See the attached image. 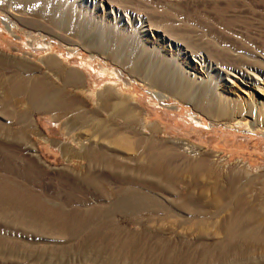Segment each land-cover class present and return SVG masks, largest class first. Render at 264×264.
<instances>
[{
	"label": "rangeland",
	"instance_id": "obj_1",
	"mask_svg": "<svg viewBox=\"0 0 264 264\" xmlns=\"http://www.w3.org/2000/svg\"><path fill=\"white\" fill-rule=\"evenodd\" d=\"M101 1L104 0H14V2L9 0L8 6L2 3L0 5V68L4 63L0 69V82L1 86H7L6 89L0 86L3 88L0 89V136L4 138L0 137V186L3 185L0 187L2 199H0V264H264V207L257 205L263 200V195L257 191L260 181H252L253 186L258 187L249 191L246 179H239L237 176L240 172L239 174L242 173L241 175L249 179L257 174L259 179L264 178V134L217 125L213 122L215 119L209 116L207 118L206 115L201 118L205 126L197 127L188 118L189 109L186 105L179 106L174 101L166 104L150 101L146 88H142L139 82H133L130 76L134 75L128 73L127 69L125 70L118 62L112 64L111 61L105 60L107 58L105 54L90 52V45L87 42L69 34L77 27L81 37L91 35L90 38L97 39L99 44L102 41L106 49L115 43L116 36L118 38L124 35V40H127L122 43L125 53L135 56L136 53L140 54L139 42L145 39L144 32L141 31L144 29L143 22L151 17L264 16V0H108L113 2H111L113 7L104 6L106 11ZM31 7H36V10H31ZM7 10L20 12L13 14ZM6 16H10L12 22L7 20ZM62 18L64 19L61 20ZM22 19L27 23L21 24ZM54 20L56 23H53ZM6 22L13 28L10 29ZM28 23L34 26L30 27ZM81 23L84 29H81L83 28ZM128 36L130 38L126 39ZM46 63H50L51 68ZM30 67L34 68L33 71ZM59 71L60 78H56ZM113 71L115 75H112ZM23 72L32 77L38 75L40 78L34 77L36 78L34 81L28 76L24 78L27 81H42L52 84L54 88L57 86V90L67 95L70 93L69 98L74 96L73 100L84 105H80L76 113L69 115L71 119L68 116V119L64 118L61 123H55L49 115L45 116L43 113L27 112L25 103L19 101L18 103L12 96L4 94L10 84L12 85L18 78L25 77ZM71 73L84 78L87 89L80 92V95L79 92H73L72 88L65 87L64 82ZM43 74L46 77L42 76ZM46 78H49L47 79L49 81ZM59 82L64 83L63 86ZM113 82L117 84L114 85ZM90 85L94 89L89 87ZM194 86L199 88L200 82ZM88 87L91 93L94 90L97 93L90 94ZM111 88L113 93L118 90L117 96L115 94L117 98L124 95L134 97L138 107L148 111L153 120H158L165 126L166 134L163 136L166 138L180 142L183 140L199 146L198 148L201 147L203 153L214 154L215 159L223 163L219 167L221 177L216 178L205 173L194 175L191 172L193 165L181 162L173 165L175 173L166 177L150 163L148 165L146 159L141 157L140 149L139 153L137 150L134 154L144 158L143 163L140 158L134 157L132 152L125 153L123 149H116L111 145L114 151H110L111 148L106 146L109 143L104 140L111 126L108 123L111 121L110 112L103 110L106 112L103 113L97 105L98 94ZM120 90L122 91L119 92ZM82 97L84 101H79ZM11 103H14V106ZM15 103L18 104L15 106ZM97 108L99 110H94ZM88 109L91 110L87 112ZM20 118L26 120L29 129L20 128L21 124L18 122ZM96 118L104 120V123L106 121L104 130L96 126L98 124ZM72 119L74 122L78 120L82 122L74 124ZM118 124L125 128L122 120ZM68 125H71L72 129ZM31 128L34 133H31ZM125 129L129 136L134 135L131 129ZM95 134L104 137V141L101 138L95 139L97 137ZM7 140L13 142V145ZM73 140H77V144ZM17 141L22 143L19 144ZM18 146L23 148H16ZM1 147L5 150L4 153ZM66 147L69 148L67 151ZM102 147L108 150L104 151ZM83 149L87 153H84ZM62 151H66L67 155ZM74 152H77L76 156H73ZM110 152L118 154L112 155ZM127 153L131 155L128 156ZM194 157L198 164L196 156ZM130 160L132 161L127 162ZM219 160L217 161L220 162ZM237 166H240V169ZM236 167L237 169H234ZM201 169L205 168L198 166V170ZM212 190L225 198L222 197L223 200L217 202ZM22 197L28 198L25 200V206H22L25 203ZM242 200L248 204L256 202L257 204L255 207L254 204L245 207L238 205V201Z\"/></svg>",
	"mask_w": 264,
	"mask_h": 264
},
{
	"label": "bare ground",
	"instance_id": "obj_2",
	"mask_svg": "<svg viewBox=\"0 0 264 264\" xmlns=\"http://www.w3.org/2000/svg\"><path fill=\"white\" fill-rule=\"evenodd\" d=\"M8 2H9V0H0V5H1V3L7 5ZM13 2H14V0H13ZM111 2L112 1L109 2L108 0H104V1H101V3L103 4V5L102 4L101 5H102V7H104V6L113 7V5H112L113 2L112 3ZM121 3H122V1H121ZM11 4H9V5L11 6ZM68 5H69V3H68ZM68 5H67V7H68ZM9 7H7V8H9ZM35 8H32L31 10H33ZM103 9L105 10V7ZM2 10L5 11L4 9H2ZM9 10H11V9H9ZM9 10H7L8 13L9 12L10 13L16 12V11H9ZM13 10H15V9H13ZM18 11L20 12V10H17V12ZM22 11H24V9ZM25 11L27 12L26 9H25ZM39 11H40V9H39ZM112 12H113V9H112ZM108 13H109V10H108ZM18 14H22V13H18ZM44 14H45V12H44ZM104 14H105V12H104ZM10 18H11L10 16H6L7 20L8 19L10 20ZM60 18H58L57 20H59ZM63 19L64 18H62L61 20H63ZM55 20L53 23H56ZM20 21H21V24H22V22L27 23V21L26 20L23 21V19ZM86 22L87 21H85V23ZM32 23H28L30 25V27L35 25L34 23H33L34 25H32ZM143 23H144V29L141 31L144 32L143 35H144L145 39L143 40V42L140 40L141 42H139V44H138L140 54H137L135 52L138 55L137 57H136V54H134L135 56H132V55H127L125 53V51H124L125 49H123L124 48L123 42H126L127 40L126 41L124 40L125 36L122 34H121L122 36H120V37L118 36V38L116 36L115 43L113 45H111L110 47H108L107 49L105 46L102 45V41H101V44H99L96 41L97 39L95 40L93 38H90V36H91L90 34H89L90 35L89 37H85V36L81 37L80 32L77 29V27L75 30H71L69 32V34L71 36H74L76 38L82 39L85 42H87L90 45V47L88 45V47L91 50L90 52H98V53H101V55L105 54L107 57L105 60H109V62L111 61L112 64L114 62L117 64V62H118V64L120 66H122L123 68H125V70L127 69L128 73L134 75V76H132V75L130 76V78H132V81L133 82H139L141 84L142 88H146L147 92L150 95V101L151 100L152 101H158V102H161V104H166L169 101H174L179 106L181 104L186 105L189 109V110H187L188 118H190V120L192 122H194L197 125V127L205 126V122H203V120H201V118L206 115L207 118L209 116L212 119H215V120H213V122H214V124H217V125L220 124V125H223V126L230 128V129H237L239 131L243 130V131L251 132V133H255V134L258 132H262L264 134V16H154V18L151 17V18H149V20H145ZM6 25H8L10 29L13 28V26L10 25V23H8V22H6ZM85 26H86V24H85ZM87 28L89 29V26ZM60 29H62V28L60 27ZM81 29H84V25H83V28H81ZM17 30H18V28H17ZM11 31H10V33H12V32L14 33V31H12V32ZM89 32L90 31H88V33ZM100 32H101V30H100ZM115 32H116V30H115ZM84 33H86V32H84ZM106 34H107V32H106ZM117 34L118 33H116V35ZM101 36H103V35H101ZM105 36H107V35H105ZM128 38H130V37L128 36L126 39H128ZM105 39L107 40L106 37H105ZM108 40H109V38H108ZM117 40H118V42H117ZM46 46L48 47V45H46ZM43 47H45V46L43 45ZM33 50H35V49H33ZM77 51H79V50H77ZM139 51H137V52H139ZM78 54H80V53H78ZM68 55H70V54H68ZM73 55H75V54H73ZM69 57H71V56H69ZM78 57H80V56L78 55ZM98 60H99V58H98ZM48 62H50V61H48ZM7 64H5V65L7 66ZM13 64H15V63H13ZM46 64L50 65V63H46ZM90 64L91 63H89V65ZM3 65H4V63H3ZM3 65H1L0 69H2ZM16 66H14V67L16 68ZM14 67H11V68H14ZM100 67H101V65H100ZM30 68H29V70H30ZM49 68H51V65L49 66ZM87 68H89V67H87ZM90 68H91V66H90ZM33 69L34 68H31L32 71H33ZM83 69H84V67H83ZM85 69H86V67H85ZM16 70L18 71V69H16ZM53 70H56V69H53ZM86 70H88V69H86ZM105 71H106V69H105ZM56 72H53V73H56ZM103 72H104V69H103ZM23 73H25V77H22V76H24L22 74L21 77L23 79L18 78L17 81H15L14 83L12 82L13 83L12 85L10 84L11 87H9L10 85L8 84L9 85L8 90H6V92L4 94L6 95V93H7L8 95L12 96L13 99L15 98L17 100V102L19 101L20 103L21 102L25 103L27 105V107H26L27 112L33 111V112L43 113V114H45V116L49 115L50 118L53 121H55V123H56V122H60L64 118H67L70 114H72L74 112L76 113V111L79 109V106L84 105V103L81 104L77 100H73L74 96L70 97L72 99L71 100L68 96L70 93L67 95L64 92L57 90L56 89L57 86H56V88H54L52 86V84H47L46 82H42V81L41 82H33V80L35 81V79L38 77V75H37V77L34 76L35 75L34 72H32V73L34 74L33 76L36 78L32 77V75H31L32 73L30 74L31 76H29V74H26V72H23ZM87 73H89V71ZM113 73H114V71H113ZM113 73H112V75H115V73L114 74ZM57 74H58V76H56V74H54V76H56V78H58V77L60 78V75H59L60 71ZM98 75H99V73H98ZM28 76L33 78L32 82L27 81V79H24ZM42 76H45V75L43 74ZM108 76H110V74ZM47 77H49V76H47ZM62 78H64L63 75H62ZM102 78H103V76H102ZM37 79H40V78L38 77ZM47 79H49V78H46V80ZM65 79H66V76H65ZM65 79H63V82ZM126 79H128V78H126ZM28 80H29V78H28ZM58 80L60 81V79H58ZM47 81H49V80H47ZM6 82H8V81H6ZM114 82H116V81H114ZM197 82H200L199 88H196V86H194V84ZM51 83H53V82L51 81ZM64 83H65V87L72 88L73 92H76V93L79 92V95H80V92H84V90L87 89V88H85L84 78L82 76H80L79 74H76V73H71L69 75V77L67 75V80H65ZM60 84L63 86L62 83H60ZM93 84H95V83H93ZM116 84L114 83V85H116ZM1 85H2V83L0 82V86ZM54 85H58V84H54ZM127 85H128V83H127ZM3 86H1V87H3ZM93 86H95V85H93ZM89 87H91V85ZM89 87H88V89H89ZM119 87H121V86H119ZM6 88H7V86L4 89H6ZM91 88L94 89V87H91ZM112 88L110 90L106 89L107 92L103 91L100 94H98L99 104L97 105L100 107L99 109H101L102 112H103V110L108 111V113L110 112L109 114H110L111 121L108 120L109 121L108 123H110L111 126H110L109 131L106 133L105 138L103 137L104 140L106 139L105 142L107 141L109 143V145L108 144L106 145L108 148L111 145L113 148L116 147V149L117 148L123 149L124 152L125 151H127L128 153L132 152L134 157L140 156L139 154L135 155L136 153L134 152V151H137L138 149H140V150H142V156L141 157H144L146 159V162L148 163V165L150 163L154 168L158 169V172H160L161 175L164 174V175H166V177H167V175H171V174L175 173V170H174L175 167L173 165H176V163H180V162L192 164L193 168H192L191 172L194 175L205 173L208 175H213L216 178L221 177L222 174L220 172L219 167L223 163L219 159H217L220 161V162H218L215 159V156H213L214 154L212 155L211 153L210 154L209 153H203L202 152L203 149H202V151L200 150L201 147L198 148L199 146H196V145H193L190 143H186L183 140H182L183 142L182 141L180 142V141H176L173 139L166 138L165 136H163L164 133L166 132L165 126L163 125L164 126L163 127L162 124L159 123L158 120L157 121L153 120L152 115L150 113H148V111L146 112L145 109H142V107L141 108L138 107L135 104L136 99L134 100L133 99L134 97L132 98V97L126 96V95L121 97L122 94L120 93L121 95H119V96L121 98H119V97L117 98L116 96L118 93H116V92L118 90L115 93H113L115 91V89L113 88L114 89V91H113ZM131 88H133V87H131ZM0 89L2 90L3 88H0ZM68 90H70V89H68ZM129 90H130V88H129ZM88 91H90V89ZM121 91L122 90H120L119 92H121ZM94 92H95V90H94ZM67 93H68V91H67ZM93 93H91V91H90V94H93ZM96 93L97 92H95V94ZM115 94H116V96H115ZM8 95H6V96H8ZM88 96H90V95H88ZM96 96L97 95H95V97ZM6 98H9V97H6ZM93 98L94 97H92V99ZM132 99H133V101H132ZM81 100L84 101L83 97L79 101H81ZM17 104L15 103V106ZM85 104H86V102H85ZM11 105L14 106V103H11ZM87 105L88 104H86V106ZM19 107H20V105H19ZM23 109H25V108H23ZM99 109L97 108L94 110L97 111ZM6 110H8V109H6ZM90 110L88 109L87 112ZM19 111H21V109ZM96 111H95V113H97ZM95 113H93V115H95ZM103 113H106V112H103ZM258 114H260V115H258ZM137 116H138V118H137ZM103 117L105 118L106 116L103 115ZM69 118H70V116H69ZM96 120L98 123L96 126L99 127V129L104 130V125H105L106 121L104 123L103 122L104 120L102 121L99 118H96ZM120 120L123 121L125 128H129L132 130V133L134 135H132V136L128 135L127 129L122 128L123 126L121 127L118 124ZM72 121L74 122L73 119H72ZM78 121H80V120H78ZM78 121H75L74 124ZM18 122H19V124H21L20 128L21 127L23 129L24 128H27V129L30 128L29 124L23 118L18 119ZM80 122H82V120ZM60 123H58V124L60 125ZM68 123L69 122H67V124ZM64 124H66V123H64ZM214 124L212 126H214ZM77 125H79V124H77ZM77 125H75V126H77ZM81 125L83 126L84 124L81 123ZM68 126L70 127L71 125H68ZM4 128H5V126H4ZM8 129H9V127H8ZM33 129H35V127ZM60 129L63 130L62 128H60ZM71 129H69V130H71ZM106 129H107V127H106ZM18 131L20 132L19 129H18ZM28 131L30 132V130H28ZM13 133H15V132H13ZM21 133L23 134V132H21ZM31 133H34L32 131V128H31ZM15 135H17V134H15ZM99 135L97 134L96 136L98 138L96 137L95 139L99 140V138H101V137H99ZM23 136H25V134ZM103 138H101L102 141H104ZM133 138H134V140H133ZM1 139H4V138L1 137ZM6 139H8V138H6ZM14 139H16V138H14ZM14 139H13V142H14ZM19 139H20V137H19ZM77 139L80 140V138H77ZM7 141L11 142L10 140H7ZM76 141L77 140H75L74 142H76ZM80 141H78V143H81ZM13 142H11L10 144L13 145L12 144ZM19 142L22 143V141H19ZM19 142L17 141V143H19ZM187 142H189V140H187ZM15 143H16V141H15ZM23 143L25 144L26 142L24 141ZM10 144H9V146H10ZM75 144H77V142ZM28 145H29V143H28ZM97 145H98V141H97ZM5 146H7V145H5ZM20 146H18L16 148H19ZM98 147H99V145H98ZM13 148H15V147H13ZM102 148H101V150H102ZM113 148H111L112 150L110 149V151H114ZM12 149L10 148L9 150H12ZM63 149H64V147H63ZM63 149H61V150H63ZM68 149L69 148H67L65 150L67 151ZM96 149H97V147H96ZM98 149H100V147ZM1 150H3V148ZM87 150L88 149L86 148V151ZM103 150L105 151L108 149L105 147V149L103 148ZM140 150H138L137 153H139ZM17 151H18V149H17ZM29 151H30V149H29ZM66 151L65 152L62 151L63 154L65 153L67 155ZM83 151H84V153H87L84 149H83ZM4 152H5V150H3V153ZM99 152H101V151H99ZM115 152H117V150H115ZM115 152H113V153L118 154ZM118 152H119V150H118ZM121 152H122V150H121ZM110 153H112V152H110ZM113 153H112V155H113ZM128 153L126 155H128ZM14 154H10V155L13 156ZM76 154H77V152L75 153V155H73V154L72 155L76 156ZM101 154H104V153H101ZM122 154H120V155H122ZM7 155H9V154H7ZM78 155H79V153H78ZM82 155L84 156V154H82ZM112 155L110 154V156H112ZM126 155H125V157H126ZM130 155L131 154H129L128 156H130ZM215 155H217V153ZM5 156H6V154H5ZM79 156H77V159L79 158ZM85 156H86V154H85ZM115 156L116 155H114V157ZM122 156H124V154ZM194 156H196L198 164H196V162L194 161V158H195ZM138 158H140V157H138ZM144 158H140L141 162L143 160L145 161ZM120 159L124 160V158L123 159L120 158ZM223 159H225V158H223ZM134 160L135 159H133V162H134ZM89 161H90V159H89ZM131 161L132 160L127 161V162H131ZM90 163H91V161H90ZM35 164H36V162H35ZM199 164L201 166H203L205 169L198 170V166H200ZM145 165H146V163H145ZM119 167H121V166H119ZM237 167L240 169V166H237ZM237 167L234 169H237ZM116 168H117V166H116ZM26 170L28 171V168ZM173 170H174V172H172ZM92 171H93V169H92ZM130 172H131V170H130ZM239 173H238V175L236 173L235 174L239 177V179H246L245 182L247 184V190L250 191L252 188L254 189L255 187H258V185H260V187L257 188L258 189L257 191H259L260 194L263 195V200H261L258 204H257V202L255 204L259 205V207L260 206L264 207V178L259 179V174H257L252 179L251 178L249 179V178H247V176H245L246 177L245 178L243 175H241L242 173L241 174H239ZM154 175H157V174L154 173ZM229 175H230V173H229ZM94 176H95V174H94ZM158 176H160V175L158 174ZM85 177H86V175H85ZM166 177H165V179H167ZM23 178H25V177H23ZM119 178H120V176H119ZM85 179L86 178H84V181H85ZM0 180H1V177H0ZM256 180H259L260 183L257 186L255 185V187H254L252 181L255 182ZM2 181L4 182V180H2ZM233 181H234V179H233ZM240 181H242V180H240ZM80 182H82V181H80ZM128 182L126 181V183H128ZM199 182H200V180H199ZM207 182H209V181H207ZM223 182H225V181H223ZM226 182H227V180H226ZM239 182H238V184H239ZM208 184H207V186H208ZM243 184H245V183H243ZM79 185H80V183H79ZM22 186H25V185H22ZM127 186H126V189H127ZM0 187H3V185ZM134 187H135V185H134ZM234 187H236V186H234ZM13 188H14V186H13ZM222 188L223 187L221 185L220 189H222ZM241 188L243 189L242 186H241ZM196 189H197V187H196ZM234 189H236V188H234ZM188 190H190V189H188ZM18 191H19V189H18ZM212 191L214 192V190H212ZM238 191H240V190H238ZM14 192H16L15 188H14ZM10 193H11V191H10ZM230 193H232V192L230 191ZM214 194H215V200L217 202L220 201L221 199L223 200L222 197H224V196L221 197V195L219 193H215V192H214ZM4 195L5 194H3V196ZM9 195H11V194H9ZM9 195H8V198H9ZM234 195H236V194H234ZM262 195H260V196H262ZM3 196H1V197H3ZM11 197H12V195H11ZM26 197H25V199L22 197V199H24V202H25V203H23V205H22L23 201L21 202L22 206H25V204H26L25 200L28 199ZM19 198H21V197H19ZM124 199H125V197H124ZM126 200H128V199L126 198ZM126 200H123V201L126 202ZM215 200H214V202H215ZM233 200H234V198H233ZM16 201H18V199ZM251 201L253 202V200H251ZM13 202H14V200H13ZM234 202L236 203V201H234ZM254 202H255V200H254ZM197 203H199V202H197ZM125 204H127V203H125ZM125 204L123 207H125ZM237 204L238 205H244V207H245V205L246 206L247 205H253L254 203L248 204L247 201L242 200V201H238ZM255 204L253 205L254 207H255ZM10 205H11V203H10ZM18 205L20 206V204H18ZM27 205H28V203H27ZM240 210H242V209H240ZM259 213H260V211H259Z\"/></svg>",
	"mask_w": 264,
	"mask_h": 264
}]
</instances>
